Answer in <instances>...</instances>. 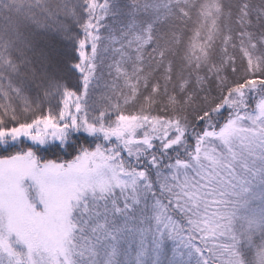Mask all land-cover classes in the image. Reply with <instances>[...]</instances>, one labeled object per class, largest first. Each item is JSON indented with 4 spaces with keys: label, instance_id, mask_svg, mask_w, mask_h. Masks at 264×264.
<instances>
[{
    "label": "rangeland",
    "instance_id": "374dc122",
    "mask_svg": "<svg viewBox=\"0 0 264 264\" xmlns=\"http://www.w3.org/2000/svg\"><path fill=\"white\" fill-rule=\"evenodd\" d=\"M211 2L200 13L190 56L204 54L219 29L218 1ZM174 3L152 5L163 9L155 19L158 23L166 20L163 11ZM257 13L264 15L261 8ZM137 35L146 47V36ZM121 40L113 37L111 43ZM122 42H126L121 48L129 59L130 72L112 63L116 53L111 44L98 53L111 59L108 68H116L118 77L125 74L129 78L115 82L126 85V97L114 90V83H109L111 87L96 83L92 63L87 74V89L95 86L91 95L95 93L96 99L86 97L81 125L85 132L104 139L105 149L69 165H38L28 157L0 160V264L18 259L28 264H124L129 259L147 264L156 258V264H161L163 241L183 244L185 230L212 252L218 264H264V97L254 111H247L245 105V112L232 114L220 129L206 132L183 157L178 151L187 147L182 146L184 131L177 117L165 120L147 110L131 115L126 108L151 76L160 77L162 72L166 78L187 75L179 65L173 71L170 60L166 70L156 73L154 57L133 42L132 46ZM157 50L153 54L167 57L166 49ZM245 52L249 66L256 69L255 49L248 47ZM94 54L95 49L90 56ZM229 57L220 63V71L228 66ZM258 86L256 80L245 84L231 95L233 101ZM73 105L75 114L51 122L50 128L37 124L1 132L0 137L53 138L60 126L77 122L80 101L69 103V108ZM157 146L165 152L175 149L176 158L181 156L184 161L163 165L167 174L156 172L158 178L151 181L146 171L134 167L147 161ZM151 165L154 170L161 166L154 161ZM125 247L132 249L128 260L125 251L120 254L118 250ZM145 248L150 255L143 254ZM187 258L174 257L179 264Z\"/></svg>",
    "mask_w": 264,
    "mask_h": 264
},
{
    "label": "trees",
    "instance_id": "16d2710c",
    "mask_svg": "<svg viewBox=\"0 0 264 264\" xmlns=\"http://www.w3.org/2000/svg\"><path fill=\"white\" fill-rule=\"evenodd\" d=\"M167 1L0 0V133H13L37 124L50 128L51 122H58L68 114L74 115L76 105L69 108V103L80 101L77 122L60 126L53 138L0 137V160L28 157L38 165L50 162L69 165L105 149L104 139L85 132L81 125L86 97L96 99L95 93L91 95L95 86L93 90L89 89L91 91L87 89V74L92 63L94 81L114 83V90L126 97L129 93L126 85L115 82L122 83L124 77L126 81L129 78L125 74L118 77L116 68H108L111 59L98 53V49L104 50L111 44L116 53L112 63L130 72L129 59L121 48L126 43L123 39L154 57L156 73L161 68L166 70L167 62L171 61L173 71L179 65L180 71L187 75L182 77L177 73L176 77L166 78L162 72L160 77L151 76L142 88L139 87L132 104L126 108L131 115L147 110L150 115L165 120L177 117L175 120L182 123L184 131L182 146L187 147L179 149L181 156L184 157L188 149L193 150L206 132L220 129L232 114L245 112V105L247 111H254L258 100L264 97V15L257 13L258 8L264 12V0H217L219 29L207 51L195 56H190L189 52L195 44L197 21L211 0H175L169 10L163 11L167 12L166 20L158 23L155 19L163 9L158 11L152 5ZM176 17L180 22L175 20ZM139 33L146 36V47L141 45V39L137 40ZM113 37L122 40L111 43ZM248 47L256 51V69L249 66L245 54ZM168 48L173 50L170 55ZM53 49L63 53L56 54L51 51ZM93 49L96 54L90 56ZM156 49L157 52L166 49L167 57L153 54ZM228 54V66L220 71V63L225 62ZM253 80L259 82V86L249 88V95L233 101L234 91ZM176 152L175 149L165 152L162 146H157L149 153L147 161L134 168L146 171L153 181L158 178V172L167 174L163 165L184 161L181 156L176 158ZM152 161L160 163L159 169H153ZM162 167L163 171H160ZM181 238H184L183 244L172 240L161 242L164 252L160 257L161 264H179L174 257L180 255L188 256L180 261L181 264H218L212 252L187 230ZM118 250L120 254L125 251V260L129 259L132 249ZM142 251L146 256L150 255L148 248ZM156 259L147 264H156ZM10 264L28 262L18 259ZM124 264L137 263L129 259Z\"/></svg>",
    "mask_w": 264,
    "mask_h": 264
}]
</instances>
